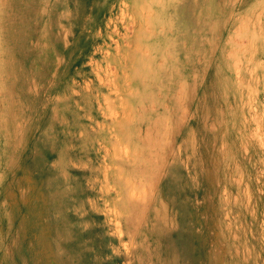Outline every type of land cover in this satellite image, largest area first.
<instances>
[{
    "label": "rangeland",
    "instance_id": "1",
    "mask_svg": "<svg viewBox=\"0 0 264 264\" xmlns=\"http://www.w3.org/2000/svg\"><path fill=\"white\" fill-rule=\"evenodd\" d=\"M197 222L264 264V0H0V264H198Z\"/></svg>",
    "mask_w": 264,
    "mask_h": 264
},
{
    "label": "bare ground",
    "instance_id": "2",
    "mask_svg": "<svg viewBox=\"0 0 264 264\" xmlns=\"http://www.w3.org/2000/svg\"><path fill=\"white\" fill-rule=\"evenodd\" d=\"M145 1V0H144ZM127 2V1H126ZM130 2V1H129ZM147 2V1H146ZM168 2V1H167ZM66 3V2H65ZM131 3H132V1H131ZM145 3V2H144ZM152 3V2H151ZM154 3V2H153ZM163 3V2H162ZM165 3H166V1H165ZM172 3V2H171ZM171 3H169V4H171ZM157 4V3H156ZM160 4V3H159ZM153 5V4H152ZM163 5V4H162ZM131 6H134V5H131ZM136 6H137V4L135 5V8H136ZM166 6H167V3H166ZM170 6V5H169ZM174 6V5H173ZM179 6V5H178ZM50 7V6H49ZM150 7V6H149ZM158 7V6H157ZM162 7V6H161ZM160 7V8H161ZM163 7H165V5L163 6ZM180 7V6H179ZM167 8V7H166ZM178 8V7H177ZM145 9V8H144ZM164 9V8H163ZM137 9H135V11H136ZM166 10V9H165ZM168 10V9H167ZM177 10V9H176ZM50 11V10H49ZM144 11V10H143ZM150 11H151V9H150ZM174 11V10H173ZM179 11V10H178ZM53 12V11H52ZM127 12V11H126ZM153 13V12H152ZM151 13V14H152ZM176 13V12H175ZM53 14V13H52ZM51 14V15H52ZM127 14V13H126ZM166 14H167V12H166ZM171 14V13H170ZM156 15V14H155ZM165 15V14H164ZM178 15V14H177ZM50 16V15H49ZM59 16V15H58ZM154 16V15H153ZM179 16V15H178ZM41 17V16H40ZM124 17V16H123ZM143 17V16H142ZM156 17V16H155ZM172 18V16H169V18ZM42 18V17H41ZM129 18V17H128ZM171 18H170V20H171ZM177 18V17H176ZM59 19V18H58ZM61 19V18H60ZM153 19V18H152ZM151 19V20H152ZM53 20H54V18H53ZM52 20V21H53ZM111 20V19H110ZM142 20V19H141ZM147 20H148V18H147ZM181 21V20H180ZM180 21H178V22H180ZM124 22V21H123ZM167 22V21H166ZM173 22V21H172ZM152 23V22H151ZM150 23V24H151ZM181 23V22H180ZM61 24V23H60ZM145 24V23H144ZM147 24H148V22H147ZM62 25V24H61ZM170 25H171V23H170ZM173 25V24H172ZM115 26V25H114ZM136 26V25H135ZM147 26V25H146ZM151 26V25H150ZM175 26V25H174ZM53 27V26H52ZM148 27V26H147ZM172 27V26H171ZM64 28V27H63ZM140 28H141V26H140ZM151 28V27H150ZM153 28V27H152ZM151 28V29H152ZM163 28V27H162ZM169 27H167L166 29H168ZM175 28V27H174ZM177 28V27H176ZM54 29V28H53ZM65 29V28H64ZM120 29V28H119ZM147 29V28H146ZM172 29V28H171ZM114 30H115V28H114ZM157 30V29H156ZM161 30V29H160ZM58 31V30H57ZM113 31V30H112ZM139 31V30H138ZM142 31V30H141ZM147 31H151L150 29L149 30H147ZM158 31V30H157ZM162 31V30H161ZM101 33V32H100ZM119 33V32H118ZM143 33V32H142ZM149 33H151V32H149ZM154 33V32H153ZM152 33V34H153ZM161 33V32H160ZM33 34V33H32ZM148 34V33H147ZM171 34V33H170ZM52 35V34H51ZM60 35V34H59ZM98 35V34H97ZM96 35V36H97ZM132 35V34H131ZM136 35H139L138 33H136ZM162 35V34H161ZM179 35V34H178ZM180 36V35H179ZM65 37V36H64ZM63 37V38H64ZM178 37V36H177ZM133 38H134V36H133ZM138 38V37H137ZM136 38V39H137ZM150 38H152V37H150ZM149 38V39H150ZM104 39V38H103ZM113 39V38H112ZM148 39V40H149ZM171 39V38H170ZM175 39H176V37H175ZM116 40V39H115ZM172 40V39H171ZM55 41H56V39H55ZM58 41V40H57ZM113 41V40H112ZM121 41V40H120ZM167 41H169V40H167ZM173 41H174V39H173ZM173 41H172V43H173ZM179 42V41H178ZM134 43V42H133ZM172 43L170 44V45H172ZM175 43H176V41H175ZM135 44V43H134ZM176 45V44H175ZM110 46V45H109ZM115 46H117V45H115ZM114 46V47H115ZM120 46V45H119ZM149 46V45H148ZM174 46V45H173ZM121 47V46H120ZM132 47V46H131ZM165 47H167L166 45H165ZM164 47V48H165ZM168 47H169V44H168ZM133 48V47H132ZM136 48V47H135ZM126 49L124 52H123V54L122 55H116L117 57H121V58H123V60H126V61H128L129 63H131V67H130V74L129 75H138V72H140L141 70L140 69H138V68H136L135 66L138 64V61H140L141 62V60L142 59H140L139 57H138V55L140 54V52H142V51H140L139 50V47L137 46V48L136 49ZM171 48H173V47H171ZM66 49V48H65ZM117 49H119V48H117ZM125 49V48H124ZM115 50V49H114ZM163 50V49H162ZM58 51V50H57ZM149 51V50H148ZM148 51H145V53H147ZM177 51V50H176ZM61 52V51H60ZM163 52V51H162ZM166 52V51H165ZM168 52H169V49H168ZM178 52H179V50H178ZM174 53H176V52H174ZM170 54V53H169ZM169 54H168V56H169ZM147 55V54H146ZM165 56H166V54H164ZM172 54H170V56H171ZM145 56V55H144ZM148 56V55H147ZM146 56V57H147ZM160 56V55H159ZM167 56V57H168ZM174 56V55H173ZM149 57H151L150 55H149ZM161 58V57H160ZM171 58V57H170ZM173 58V57H172ZM167 59V58H166ZM165 60V59H164ZM171 60V59H170ZM173 60V59H172ZM171 60V61H172ZM154 61V60H153ZM162 61V60H161ZM176 61V60H175ZM143 62H147L146 64L148 65L149 64V66L152 64V60L151 59H149V58H147L145 61H143ZM165 62V61H164ZM168 62V61H167ZM174 62V61H173ZM163 64V63H162ZM144 65V64H143ZM156 65V64H155ZM154 65V66H155ZM172 65V64H171ZM157 66L158 67H156L157 68V70H153V68L151 69L150 68V70H148L147 71V75H155V72H157V73H159L160 71H162L161 70V68H163V66L161 67V64H157ZM174 67V66H173ZM149 68V67H148ZM94 70V69H93ZM92 70V71H93ZM123 70V72H129L127 69H122ZM94 73H95V75H96V78L95 79H99V76H97L98 75V73H97V71H95L94 70ZM156 76V75H155ZM152 77V76H151ZM150 77V78H151ZM158 77H159V75H158ZM133 79H135V80H137V78H133ZM135 80H133V81H135ZM93 83H95L94 81H92ZM151 82V81H150ZM153 82V81H152ZM92 83V84H93ZM153 83H150L149 85H150V87H151V85H152ZM154 86V85H153ZM99 87H101V84H98L97 85V87H96V89H97V91L98 92H100L99 91ZM91 92V91H90ZM97 92V93H98ZM94 96V95H93ZM152 101V100H151ZM151 103H153V102H151ZM128 116H130V114L128 113ZM121 117V116H120ZM143 118H141V120H142ZM152 139H150V142H152L151 141ZM154 140V139H153ZM156 143V145H152V147L150 146V148H152L153 150L155 149V148H158L159 147V144L157 143V141H155V142H152V143H150L149 145H151V144H155ZM149 148V149H150ZM151 152V151H150ZM148 153H149V150H148ZM168 159V158H167ZM170 162V161H169ZM171 164H173V163H171ZM167 165V164H166ZM165 166V162L164 161H162V163H161V167H164ZM184 178V177H183ZM121 179V178H120ZM179 181V180H178ZM177 181V182H178ZM183 181V180H182ZM121 181H118V183H120ZM128 183H125V186L127 187V188H129V186L127 185ZM176 184V183H175ZM178 185H179V183H178ZM186 187V186H185ZM175 188V187H174ZM199 191V190H198ZM189 192V191H188ZM123 194V193H122ZM184 197V196H183ZM195 199V198H194ZM121 200V199H120ZM122 202L123 203H126V205H130V206H135L136 205V202H134L133 200H132V198L130 197V196H127L126 194H123V196H122ZM189 202V201H188ZM183 203V202H182ZM193 205V204H192ZM195 205V204H194ZM164 207H165V205H163V204H161V205H159V206H155V208L154 209H152L153 210V216H152V220H153V223H152V225H151V227L149 228V232L150 233H152V232H156L155 230H156V228H159L161 231L162 230H166V232H167V230H168V221H167V217L165 218V215H162V210H164ZM180 208V207H179ZM152 210H151V212H152ZM189 210V212H190V209H188ZM167 213V212H166ZM170 213V212H169ZM191 214H192V212H191ZM167 215V214H166ZM170 216V215H169ZM136 221H138L139 220V218L136 216ZM177 218V217H176ZM149 219H151V218H149ZM173 221V220H172ZM176 222V221H175ZM206 224V225H205ZM205 224H203V225H201V223L199 224L198 222H197V225H198V235H200V242H199V244H200V246H199V261H198V264H238L239 262H241L242 264H244V263H246L247 264V258L243 255V256H241L240 255V258L239 257H237V256H233V254L232 253H226L225 252V248H224V244L226 243V240L223 238L224 236H225V234L224 235H222V234H220V223H218V227L216 226V229H217V231H218V236L216 237V241L215 242H210V238H209V235H208V233H209V229L210 228H212L213 229V225H211V224H208V223H205ZM194 225V224H193ZM149 226V225H148ZM170 227V226H169ZM158 230V229H157ZM170 231H172V230H170ZM169 232V231H168ZM196 233V232H195ZM148 234V233H147ZM157 235H159V234H157ZM192 238H193V236H192ZM195 238V237H194ZM150 241H149V244H151V243H153L154 242V240L153 241H151V236H150ZM152 239H154L153 237H152ZM197 241V240H196ZM151 242V243H150ZM153 245H154V243H153ZM154 247L156 248V246L154 245ZM149 248H150V246H149ZM154 248V249H155ZM242 249H243V246L241 247ZM196 249V248H195ZM169 254V253H168ZM171 255V254H170ZM193 255V254H192ZM148 256H149V260H154V261H156V259L158 258V255H156L155 254V251L153 250V249H149V253H148ZM175 256V255H174ZM194 257V256H193ZM150 262V261H149ZM176 262V261H175ZM252 262V261H251ZM169 263V262H168ZM256 263V262H255ZM153 264H161L160 262H159V260L157 261V262H155V263H153Z\"/></svg>",
    "mask_w": 264,
    "mask_h": 264
}]
</instances>
